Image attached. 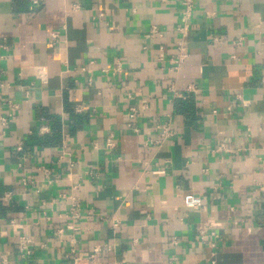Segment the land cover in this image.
<instances>
[{"label": "crops", "instance_id": "0c3cea01", "mask_svg": "<svg viewBox=\"0 0 264 264\" xmlns=\"http://www.w3.org/2000/svg\"><path fill=\"white\" fill-rule=\"evenodd\" d=\"M181 2L0 0L7 264H70L96 246L95 264H264V0H191L183 40Z\"/></svg>", "mask_w": 264, "mask_h": 264}, {"label": "built area", "instance_id": "2783aa9c", "mask_svg": "<svg viewBox=\"0 0 264 264\" xmlns=\"http://www.w3.org/2000/svg\"><path fill=\"white\" fill-rule=\"evenodd\" d=\"M30 4L33 7H39L43 0H29ZM181 6H182V13H181V20H182V24L181 26L177 27V32L181 35V39L183 40L186 37V34L188 33L189 30V23H190V18H191V11H192V2L191 0H182L181 2ZM151 34H157V30L155 28H152L151 30ZM58 40V36L54 33H51L49 35V41L51 45H54L55 42ZM177 56L176 59L173 61L174 66V70H179L181 65L183 64V62L187 59V54L185 52V47L183 46V41L179 42L177 44ZM117 69V68H116ZM118 72V70H117ZM130 119L134 118V113H132L129 116ZM8 123V120L2 118L1 119V125L2 126H6ZM167 133V135H169V130L167 129L166 131L163 132V134L165 135ZM105 147L107 149H113L114 148V142L113 140H111L110 138L106 140L105 143ZM264 168V165H263ZM90 175V174H89ZM88 175V176H89ZM34 176H22V178L20 179V184L22 186H26L28 184H34ZM46 184H49L48 182ZM259 191L262 192L263 196H264V186L259 188ZM43 192V187L39 186L36 189V193H42ZM5 197H8V195H6ZM60 198H63L64 200H68L71 203L70 209L68 210V214L70 215V217L74 220L78 219L79 215V208H78V203L75 199H73L71 196H59ZM264 201V197L262 198ZM185 207L192 209V210H203V201L200 197L198 196H190L186 199L185 201ZM94 215V214H93ZM96 215V214H95ZM65 218H67V211L64 214ZM99 220H105V217L103 216H96ZM210 225V224H209ZM209 225H204V226H200L197 228V233L199 236V239L204 242L206 240L207 237V231L209 228ZM116 224H113L112 227H116ZM59 234L62 233L61 230L58 231ZM17 250L18 253L21 257H29L32 253V247H33V241L32 239L23 234L21 236L18 237V241H17ZM211 248H215L214 244H210ZM107 250H109L107 248ZM102 251V248L100 246H96L93 248L92 252L89 254H84V255H77L75 256V251L73 250V248L70 250V254L74 257L72 258V263L70 264H81L83 261H86L90 264H95L96 263V258L99 255V253ZM68 258V256L66 257V259ZM1 263L3 264H7L6 260L0 258ZM108 264H122V262H111ZM208 264H216V261L214 259V254H212L211 259L209 260Z\"/></svg>", "mask_w": 264, "mask_h": 264}, {"label": "trees", "instance_id": "16d2710c", "mask_svg": "<svg viewBox=\"0 0 264 264\" xmlns=\"http://www.w3.org/2000/svg\"><path fill=\"white\" fill-rule=\"evenodd\" d=\"M177 111L181 112V113H184V114H188V111H190V106L189 104L188 105H185V104H182L180 102L177 103Z\"/></svg>", "mask_w": 264, "mask_h": 264}]
</instances>
